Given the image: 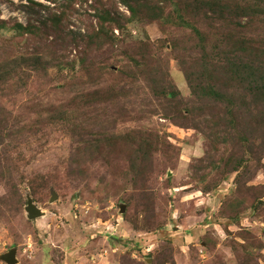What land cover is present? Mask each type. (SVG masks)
<instances>
[{"label":"rangeland","instance_id":"374dc122","mask_svg":"<svg viewBox=\"0 0 264 264\" xmlns=\"http://www.w3.org/2000/svg\"><path fill=\"white\" fill-rule=\"evenodd\" d=\"M207 4L148 0L133 18L121 0H0L10 26L43 28L0 33V66L25 62L0 89L22 129L10 153L23 197L0 175V264L13 250L19 264H264V158L238 149L248 163L230 173L241 137L220 143L217 117L195 129L186 75L203 48L264 40V19L246 26L240 3ZM203 74L195 84H213ZM30 200L42 218H28Z\"/></svg>","mask_w":264,"mask_h":264},{"label":"trees","instance_id":"16d2710c","mask_svg":"<svg viewBox=\"0 0 264 264\" xmlns=\"http://www.w3.org/2000/svg\"><path fill=\"white\" fill-rule=\"evenodd\" d=\"M30 1L32 2V0ZM121 2L128 7L132 17L136 18L138 11L147 6L144 4L148 0H121ZM196 2L198 3V0ZM207 2L208 6L213 7L212 11L218 8L223 9L225 7L224 2L240 3L241 8L238 9L241 10L240 16L246 19V26L256 19H264V0H207ZM40 6L43 7L41 4ZM106 16L111 17L108 14ZM100 25L103 29L104 24L101 23ZM42 29L32 26L25 27L22 24L10 26V22L0 19V33L12 30L19 36L38 37ZM103 30L92 32L82 41L88 38L93 40L95 36H101L104 34ZM200 54L202 56L200 64L197 65V69H194L197 72L190 73V71L185 70L190 89L195 98L192 100L193 106L196 104L199 106L197 112L200 121L196 124L195 129L209 131L211 118L213 120L217 117L219 124L215 125L216 129H222L219 133H214L213 137H218L220 134L224 135L220 143L225 145L231 141L228 139L232 135L231 133L237 132L241 138L235 139V136L232 138V142L228 146L232 153L229 154L226 163L231 168L230 173H240V170L247 165L248 160L238 157V149L242 148L245 151L246 158L250 155L256 160L260 157L264 158V40L235 41L230 38L216 46L201 49ZM23 58L32 61L35 57L24 56ZM17 59L0 66V89L17 77L18 68L22 67L21 62L25 63L23 60L19 63L21 58ZM184 64L182 62V65ZM34 67L33 69H38L35 65ZM198 72L204 73L203 75L210 74L213 78V84L196 85ZM164 95L166 96L165 100L174 106V108L171 106V109L173 108L177 115H182L184 112L180 110L182 103L177 101L176 95L169 93ZM12 111L7 110L4 105H0V175L2 178H7L6 184L13 192L11 194L13 195L12 199L20 206L23 197L15 185L14 177L17 172V163L15 164V159L10 153V143L13 140H18L22 129L17 128L13 123L14 114ZM173 123L177 126L181 125L180 127H186L182 124H176L178 122L175 120ZM15 135L16 138H14ZM257 141L260 143L256 144ZM1 149L7 151L3 154Z\"/></svg>","mask_w":264,"mask_h":264},{"label":"water","instance_id":"95a60500","mask_svg":"<svg viewBox=\"0 0 264 264\" xmlns=\"http://www.w3.org/2000/svg\"><path fill=\"white\" fill-rule=\"evenodd\" d=\"M58 199V195L53 193V198L51 203H54ZM26 212L28 213V218L30 220H37L44 216L43 212L38 209L32 200L29 201L28 207L26 208ZM125 212V208H122V213ZM1 260L6 264H19V260L17 257V250H13L1 257Z\"/></svg>","mask_w":264,"mask_h":264},{"label":"crops","instance_id":"0c3cea01","mask_svg":"<svg viewBox=\"0 0 264 264\" xmlns=\"http://www.w3.org/2000/svg\"><path fill=\"white\" fill-rule=\"evenodd\" d=\"M34 264H53V262L47 261V260H43V262L40 261V262H37V263H34Z\"/></svg>","mask_w":264,"mask_h":264}]
</instances>
